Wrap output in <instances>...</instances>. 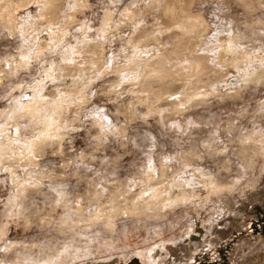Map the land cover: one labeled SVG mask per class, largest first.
<instances>
[{
  "label": "rangeland",
  "instance_id": "374dc122",
  "mask_svg": "<svg viewBox=\"0 0 264 264\" xmlns=\"http://www.w3.org/2000/svg\"><path fill=\"white\" fill-rule=\"evenodd\" d=\"M44 1L0 0V125L43 128L14 113L41 82L63 132L0 163V264H264V0Z\"/></svg>",
  "mask_w": 264,
  "mask_h": 264
},
{
  "label": "bare ground",
  "instance_id": "6f19581e",
  "mask_svg": "<svg viewBox=\"0 0 264 264\" xmlns=\"http://www.w3.org/2000/svg\"><path fill=\"white\" fill-rule=\"evenodd\" d=\"M77 1L78 0H75V2L77 3ZM40 3V2H39ZM57 3H58V0H45L44 1V4H43V9L44 10H46V12L48 11V10H50L51 12H55L56 11V9H57ZM7 4V3H6ZM8 4H9V2H8ZM78 4V3H77ZM76 4V5H77ZM73 6H75V4L73 5L72 4V8H74V10H75V7H73ZM10 7V6H9ZM68 7H70V6H68ZM6 9V8H5ZM70 9V8H69ZM2 10L4 11V8H2ZM43 10V11H44ZM53 10V11H52ZM73 10V11H74ZM45 12V11H44ZM45 12V13H46ZM70 12V11H69ZM45 13L43 14V15H45ZM7 14V13H6ZM10 14V13H9ZM11 15V14H10ZM8 16V15H7ZM46 16V15H45ZM13 17V16H12ZM65 17L67 18V19H72L73 18V14H67L66 13V15H65ZM109 18V17H108ZM1 19V18H0ZM196 19V18H195ZM66 20V19H65ZM109 20V19H108ZM198 19H196V21H197ZM65 22V21H64ZM191 22V21H190ZM192 22H194V21H192ZM198 22V21H197ZM8 23V22H7ZM10 23V22H9ZM179 23V22H178ZM186 23V22H185ZM199 23V22H198ZM181 25H182V22H181ZM197 25V24H196ZM195 24H190V27L189 26H187L188 27V29L190 28V30H192V31H197L198 30V28L197 27H199V26H196ZM204 25V24H203ZM176 26V25H175ZM181 27V26H180ZM179 27V28H180ZM187 29V28H186ZM202 29H203V27H202ZM91 26H88L87 28H86V31H88V32H91ZM200 30V29H199ZM198 33L200 32V31H197ZM51 33L54 35H57L56 34V32L53 30V29H51ZM195 34H197V33H195ZM199 36V35H198ZM54 39V38H53ZM57 39V38H56ZM49 40H52V38H50ZM83 40H85V39H83ZM141 40V39H140ZM198 40V39H197ZM191 41V40H190ZM192 41H193V38H192ZM192 41H191V43H192ZM42 42V41H41ZM131 42V41H130ZM138 42V41H137ZM136 42V43H137ZM194 42V41H193ZM47 43H46V41L44 42V43H42V45L41 44H38L37 46H36V50L34 51V54L35 53H37L39 50H41L43 47L45 48V45H46ZM36 45V44H35ZM99 44H97V46H98ZM135 46H136V44H134ZM189 45V44H188ZM191 46V45H190ZM73 47V46H72ZM99 47V46H98ZM43 48V49H44ZM75 48V47H74ZM94 48V47H93ZM101 48V47H100ZM189 48V47H188ZM134 49H136V48H134ZM192 50H193V48H192ZM177 52H178V50H177ZM176 53V52H175ZM193 53V52H192ZM73 49L72 50H70L69 49V51H67V54L66 55H61L60 57H62V61H61V63H60V61L59 62H57L56 60H54L53 62H52V64L50 65V68L47 70V76H48V78H51V79H55L56 77H58L57 75H56V70H60V71H62L61 69H59V65L60 64H62V65H67V66H69L70 68H72V72H73V75H75V74H77V72L79 71V73L80 72H83L85 69V67H84V63H85V61H89V60H82V62H75V61H73V60H75V58H73ZM167 54H169V53H167ZM195 55V54H194ZM21 57H20V60L16 63V65H15V68L16 67H18V66H21V64L22 63H25V64H28L29 63V61H30V59H32V58H34V56H26V55H20ZM165 56V55H164ZM178 56V55H177ZM76 57V56H75ZM166 57V63H167V57H168V55L167 56H165ZM163 58V57H162ZM170 58V57H169ZM73 59V60H72ZM76 59H78V58H76ZM164 59V58H163ZM194 59H196V58H194ZM193 59V61L192 62H194L195 60ZM203 59V58H202ZM90 60H92L93 61V56H91L90 57ZM162 60V59H161ZM78 61V60H77ZM132 61V60H131ZM138 61V60H137ZM160 61V60H159ZM197 61V60H196ZM195 61V62H196ZM130 62V61H129ZM128 62V63H129ZM133 62H135V64H134V66H132V68H131V70H133V72H134V70H136V68L138 69V67H136V65H137V63L138 62H136L135 60H133ZM141 62V61H140ZM160 62H162V65H163V60L162 61H160ZM199 62H201L200 61V59H199ZM93 63H95V62H93ZM92 63V64H93ZM96 63H97V61H96ZM159 63V62H158ZM166 63H164V64H166ZM173 63V62H172ZM176 64V63H175ZM189 64H191V66H190V68L192 69V67H195L196 65H198V63L196 62V63H189ZM139 65V64H138ZM195 65V66H194ZM130 64L128 65V67L130 68ZM140 66V65H139ZM173 66V65H172ZM199 66H201V65H199ZM49 67V66H48ZM136 67V68H135ZM171 67V66H170ZM205 67V66H204ZM14 68V69H15ZM19 68V67H18ZM62 68H63V66H62ZM201 68V67H200ZM9 69V68H8ZM128 69V68H127ZM5 71V70H4ZM11 71H12V69H11ZM64 71V70H63ZM70 71V72H71ZM151 71V73L153 74V73H156V72H159V73H162V76H170L172 73L170 72H168L167 71V69H166V67L164 68V66H161L160 65V67L158 68V69H151L150 70ZM170 74V75H169ZM78 75V74H77ZM82 76V75H81ZM46 77V76H45ZM79 78H80V76H79ZM45 81V80H44ZM139 81V80H138ZM82 82V81H81ZM41 85H45V83L43 84V83H41V82H37V83H35L30 89H31V92H30V94H28V99L27 100H19V101H17V106H16V108H14V113H17V116H26V117H29V118H31V119H37V121H39V123H41V124H43V128L40 130V131H38V133L36 134V135H34V136H32V137H30V138H23V139H19L18 138V136L17 135H13V136H9L8 135V133H6L5 131H6V126L8 125V124H11L10 122H9V120H11V119H14L15 118V114L14 115H11V116H9V119H5V121H4V123L3 124H1L0 125V163H1V161H2V159H4L6 156H9L10 154L12 155V154H17L18 156H22V157H24V158H28L29 160L31 159V157L32 156H34V153H35V150L38 148V147H40L43 143H45V141L47 140V139H49V138H52V137H61L62 135H63V132H62V127L60 126V124H58L59 126H53L54 125V123H55V119H54V117H53V115L51 114V115H48V113H46V112H44L45 110H44V104H45V102H46V98H47V101H48V98L49 97H46L47 95H44L43 96V93H42V89L40 90L39 88L41 87L42 88V86ZM83 85V84H82ZM83 88V87H82ZM82 88H78V87H73V88H71V89H68V90H65V89H63V90H60L59 88L56 90L57 91V94H55V98H54V101H55V103H58V106H61L62 104V102L64 101V97L63 96H67V97H69L70 96V98L72 97L73 98V96L76 98V96L77 95H80V91L82 90ZM44 90V89H43ZM29 93V92H28ZM81 96V95H80ZM79 97V96H78ZM50 99V98H49ZM75 100V99H74ZM76 100H77V98H76ZM50 101H52L51 99L49 100V102ZM7 117V116H6ZM30 119V120H31ZM57 122V121H56ZM37 124H38V122H37ZM102 124V122L100 123V125ZM12 125L15 127V131H16V129L17 128H19V124L14 120L13 121V123H12ZM30 125V124H29ZM103 125V124H102ZM40 129V128H39ZM18 130V129H17ZM103 131V130H102ZM104 132V131H103ZM36 133V132H35ZM104 134V133H103ZM16 156V155H15ZM26 160V159H25ZM161 174L163 175L164 174V172L163 171H161ZM153 176V175H152ZM30 177V176H29ZM25 178V177H24ZM16 181V180H15ZM23 183V182H22ZM22 183H20V184H22ZM19 184V183H18ZM22 185H24V184H22ZM21 185V186H22ZM27 185V184H26ZM20 186V187H21ZM28 186V185H27ZM19 187V186H18ZM23 187H25V186H23ZM21 189V188H20ZM185 191V190H184ZM177 192V191H176ZM145 193H148L147 195H148V197H146L145 196ZM187 193V192H186ZM143 194V193H142ZM168 192L165 190V188H163V189H151V190H149V191H146V192H144V196L146 197V199H145V197H143V199L144 200H147L146 201V206H150V205H153V206H155V205H158V204H162L163 202H165V201H167L168 199H169V197H168ZM139 195H141V194H139ZM180 195V194H179ZM182 195V194H181ZM14 199V198H13ZM175 199H177V201H182L183 200V198H181V200H180V197H179V200H178V196H177V198H175ZM11 201H12V199H11ZM185 201V200H184ZM140 203V202H139ZM141 203H143V202H141ZM12 205V204H11ZM135 205V204H134ZM142 205V204H141ZM132 207H134L135 208V206H132ZM138 207V206H137ZM143 207H145V206H143ZM113 209V208H112ZM111 209V211H108V212H102V213H98V214H95V217H100V218H103V219H109V218H111V212H113L114 210H112ZM135 209H137V208H135ZM115 211H116V209H115Z\"/></svg>",
  "mask_w": 264,
  "mask_h": 264
}]
</instances>
